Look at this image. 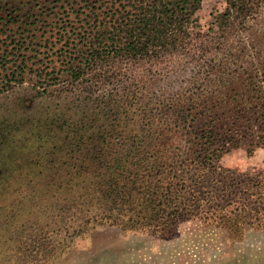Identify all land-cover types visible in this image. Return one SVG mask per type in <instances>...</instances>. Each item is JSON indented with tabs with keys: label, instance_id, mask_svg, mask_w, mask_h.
Segmentation results:
<instances>
[{
	"label": "trees",
	"instance_id": "16d2710c",
	"mask_svg": "<svg viewBox=\"0 0 264 264\" xmlns=\"http://www.w3.org/2000/svg\"><path fill=\"white\" fill-rule=\"evenodd\" d=\"M227 2L207 31L202 0H111L97 15L69 57L79 93L56 106L74 115L72 172L30 211L45 224L34 246L42 256L101 226L165 237L189 220L264 226V170L221 164L233 149H264V0ZM170 58L156 89L120 67Z\"/></svg>",
	"mask_w": 264,
	"mask_h": 264
},
{
	"label": "rangeland",
	"instance_id": "374dc122",
	"mask_svg": "<svg viewBox=\"0 0 264 264\" xmlns=\"http://www.w3.org/2000/svg\"><path fill=\"white\" fill-rule=\"evenodd\" d=\"M81 1L84 0H0V53L7 48L15 51L17 42L28 37L34 28L37 33L45 32L39 38L44 39L43 43L50 42L51 46L55 41L57 44L52 43V46L58 48L63 41H57L56 34H64V28L72 26L69 22L78 19L76 9L84 4ZM68 2L74 4L70 6ZM32 5V12L35 10L38 14L54 10L49 16L48 29L39 23L29 32L18 28L19 23L13 18L20 16L22 24L26 25L23 23L26 17L21 14H27ZM227 6V0H202L197 12L199 30L207 31L215 16ZM76 22L80 30L81 21ZM11 58V55L4 58L2 63L15 69L17 66ZM34 60L28 59L29 66ZM174 60L132 61L120 67L156 89L166 85L169 78L164 75L172 70ZM58 62L61 61L57 56L51 60L48 57L50 65H58ZM29 66L23 83H17L13 91L0 92V264H264V226L248 225L233 230L206 226L198 220L182 222L170 237L101 226L84 237L75 238L63 253L46 257L36 251L34 246L41 237L38 227L45 224L39 214L30 213L32 203H47L44 198L57 188L63 174L70 177L65 170L72 172V169L66 164L73 160L65 150L72 142L67 122H71L74 115L53 106L56 100L34 94ZM102 82L95 87L97 94L105 90V82ZM221 164L261 172L264 149L246 146L233 149L222 157Z\"/></svg>",
	"mask_w": 264,
	"mask_h": 264
},
{
	"label": "flooded vegetation",
	"instance_id": "af4514ba",
	"mask_svg": "<svg viewBox=\"0 0 264 264\" xmlns=\"http://www.w3.org/2000/svg\"><path fill=\"white\" fill-rule=\"evenodd\" d=\"M110 1L111 0L81 1L84 4H79V8L76 9V16L81 21V26L79 28L80 30H78L79 25L76 24V21L78 19L73 18L72 22H69L72 23L71 28L65 27L64 34H59V32L56 34L59 37L57 41H63V44L58 48L52 46L53 44H57L55 41L52 42L53 44L51 43V46H49L50 42L43 43L44 39L39 38L40 35L45 34V32L37 33L35 32L36 28H34V31L30 33L28 37L20 39L21 41L17 42V44L15 45V51L9 50V48H7L8 50L1 52L0 92L4 91V93H7L13 91L14 87L18 85L17 83L20 84V82H24V74L27 72L29 66L28 59L32 58L35 60L34 62H32V66H29V71L33 77L32 90L34 94L38 95V97L41 98H49L53 102L56 100L57 104L54 103L53 106H57L59 103L63 104L65 101H71L73 99V95L70 92V89L72 87H69V85L73 83L72 78H70L71 72L69 70V57L76 56L78 54V49L82 47L81 40H83L84 37H89L94 27L96 26L95 20L97 18V15L101 14V12L106 8L107 4L110 3ZM68 3L70 4V6L74 4L73 2ZM33 9L34 5H32L27 14H21L25 15L26 17V19H23V23H26V25L22 24V19L20 16H13V19L18 21V28H21L22 32L31 31L33 29L31 27L36 26L37 23L46 25L45 29H48L47 25L50 24L49 16L53 15L52 13L54 10L46 12L47 14L43 11L39 12L40 14H38L35 10L34 12H32ZM28 18L32 20H28ZM99 18L102 19V15H99ZM19 43L21 44V46H17L19 45ZM29 51H31L30 53L32 54H30ZM10 55L12 56L11 59H14L17 66L15 69L12 68V65L7 66L6 63H2L3 59ZM56 56L57 59H59L61 62H58V65H50V63H48V57H50L51 60ZM90 76L91 73L87 75V77ZM78 82L79 81H76L75 83L77 84ZM72 89L75 90V94L79 93L76 85L75 88ZM66 95H68L69 97L66 98Z\"/></svg>",
	"mask_w": 264,
	"mask_h": 264
}]
</instances>
